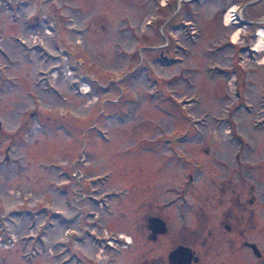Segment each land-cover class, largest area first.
<instances>
[{
	"label": "rangeland",
	"instance_id": "obj_1",
	"mask_svg": "<svg viewBox=\"0 0 264 264\" xmlns=\"http://www.w3.org/2000/svg\"><path fill=\"white\" fill-rule=\"evenodd\" d=\"M249 1L0 0V264H169L180 239L199 264H264ZM230 191L254 197L243 237L219 224Z\"/></svg>",
	"mask_w": 264,
	"mask_h": 264
},
{
	"label": "flooded vegetation",
	"instance_id": "obj_2",
	"mask_svg": "<svg viewBox=\"0 0 264 264\" xmlns=\"http://www.w3.org/2000/svg\"><path fill=\"white\" fill-rule=\"evenodd\" d=\"M262 2H264V0H250L248 3L243 5V8L251 6V5L255 4V3H259L260 4ZM260 13H261V16H259L258 18L254 17V18H252V20L250 19L248 21L238 19V16H236L235 18L238 19V21L236 23L240 24V26L241 25L244 26L245 28L250 26V25H252V24L262 23L263 24L262 26L264 28V8L260 9ZM261 17H262V19H259ZM221 192L226 193L227 191H223L222 190ZM230 194L231 195H230V197L228 199V201L230 203V207H229L228 211H226L222 215V220L220 221L219 224L222 225L223 228L226 231H230L232 229V224H234L235 230H240V235L239 236L243 237V236H245L244 232L248 229V226L250 225L249 221L247 220V217L244 216V213L248 211V206H249V204H252V202L254 200V197H249L248 194L246 195L243 192L235 193L234 191H230ZM233 194H235V195H233ZM147 217H146V219H147ZM159 217L161 219H163V221L165 222L167 230L164 233H157V235H156L154 240H156L159 235L167 234V232L169 231V225H168V222L166 221V218L165 217H161V216H159ZM245 218H246V220H245ZM146 219H145V223L143 224V226H144L145 230L147 231V236H148L149 230L146 228ZM154 240H151V241H154ZM248 243H254V242H249V241H243L242 242L243 245L249 247ZM178 244L185 245V246L189 247L190 250L192 251V253H193L192 259H191V261L188 264H199V257L196 255L194 249H192L189 245H187L181 239L179 240ZM178 244H176V245H178ZM251 251H252V249H251ZM193 258H195V259H193Z\"/></svg>",
	"mask_w": 264,
	"mask_h": 264
},
{
	"label": "water",
	"instance_id": "obj_3",
	"mask_svg": "<svg viewBox=\"0 0 264 264\" xmlns=\"http://www.w3.org/2000/svg\"><path fill=\"white\" fill-rule=\"evenodd\" d=\"M146 222V228L149 230L147 238L150 240H154L157 233H164L167 230L165 222L158 216L149 215ZM248 246L252 249L255 256H260V252L254 243H248ZM192 255L193 253L189 247L178 244L168 252L167 261L170 264H188L192 259Z\"/></svg>",
	"mask_w": 264,
	"mask_h": 264
},
{
	"label": "bare ground",
	"instance_id": "obj_4",
	"mask_svg": "<svg viewBox=\"0 0 264 264\" xmlns=\"http://www.w3.org/2000/svg\"><path fill=\"white\" fill-rule=\"evenodd\" d=\"M233 11V8L232 9H229L227 12H225V15H224V24L225 25H228L230 20H231V15H233L234 13H232ZM231 12V13H230ZM234 20V19H232ZM237 30H235L233 33H232V38L233 39H236L237 37ZM253 47L256 49V50H263L264 49V28H258L257 31H256V38L254 40V43H253ZM147 224V222H146Z\"/></svg>",
	"mask_w": 264,
	"mask_h": 264
},
{
	"label": "trees",
	"instance_id": "obj_5",
	"mask_svg": "<svg viewBox=\"0 0 264 264\" xmlns=\"http://www.w3.org/2000/svg\"><path fill=\"white\" fill-rule=\"evenodd\" d=\"M140 264H163V262L160 260H156V259L152 258L149 260H145L144 262H142Z\"/></svg>",
	"mask_w": 264,
	"mask_h": 264
}]
</instances>
